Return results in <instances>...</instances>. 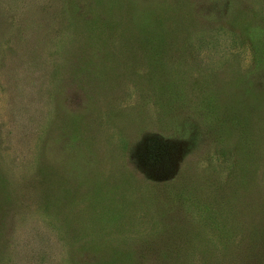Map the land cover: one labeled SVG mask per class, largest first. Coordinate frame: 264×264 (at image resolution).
Here are the masks:
<instances>
[{
	"label": "rangeland",
	"instance_id": "rangeland-1",
	"mask_svg": "<svg viewBox=\"0 0 264 264\" xmlns=\"http://www.w3.org/2000/svg\"><path fill=\"white\" fill-rule=\"evenodd\" d=\"M62 262L264 264V0H0V264Z\"/></svg>",
	"mask_w": 264,
	"mask_h": 264
},
{
	"label": "trees",
	"instance_id": "trees-1",
	"mask_svg": "<svg viewBox=\"0 0 264 264\" xmlns=\"http://www.w3.org/2000/svg\"><path fill=\"white\" fill-rule=\"evenodd\" d=\"M219 200V199H218ZM218 200H216L217 201V203H218V205L220 206L221 205V203H220V201H218ZM197 204V203H196ZM202 206H205V204H203ZM217 206V205H216ZM216 206H213V205H211V206H207L203 211H202V213H201V217H205L208 221H211L212 223H215L216 222V220H217V216H218V214H219V211L216 209ZM40 244V243H39ZM41 245V244H40ZM42 246V245H41ZM60 264H63V262L62 263H60Z\"/></svg>",
	"mask_w": 264,
	"mask_h": 264
}]
</instances>
